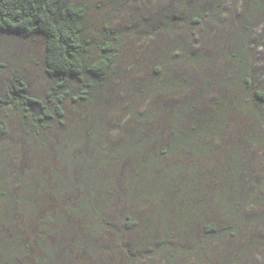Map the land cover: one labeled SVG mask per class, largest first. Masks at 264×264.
Instances as JSON below:
<instances>
[{
	"label": "rangeland",
	"instance_id": "1",
	"mask_svg": "<svg viewBox=\"0 0 264 264\" xmlns=\"http://www.w3.org/2000/svg\"><path fill=\"white\" fill-rule=\"evenodd\" d=\"M74 1L87 4L86 28L91 36L98 37L106 29L116 32L121 42L116 63L100 84L105 88L101 95L104 99L94 105L97 118L91 121L89 102L67 103L65 126L54 124L53 129L43 134L44 146L36 144L35 138L25 133L19 114L11 109L6 111L8 131L0 137V169L11 193L23 182L41 185V189L50 187L51 172H71L58 155V142L67 130L76 126L82 135L77 147L72 149L73 158L77 157L80 164H86V160L88 167L96 155L101 154L104 159L109 153L111 167L116 169L113 186L117 196L113 202L103 204L107 212L96 214L103 216L107 224L99 231V237L88 235L97 254L91 255L88 249L87 253L75 250L71 242H66L68 248L63 250L74 264H219L221 259H217L230 253L233 242L226 240L222 243L224 247H218L210 241L205 250L196 249L194 238L197 241L202 235L201 219L224 220L219 216L209 187L213 176L234 150L249 160L246 172L259 176L256 171L262 159L258 144H264V104L260 106L261 100L243 98V92H235V64L228 55L235 49L237 25L248 13L255 16L245 44L252 60L253 80L264 92V0ZM191 10H208L211 16L193 29L186 28L177 18L166 26L167 15L184 17ZM42 48L41 37L30 42L15 34L0 32V93L16 70L28 85L29 94L42 96L50 84L43 71ZM163 79L181 81V85L151 90L149 85ZM216 102L223 106L225 117L210 137L201 138L208 146L206 151L191 154L178 148L166 157H159V152L170 144L175 122L179 123L174 115L183 114L184 129L196 124L203 127ZM94 125L102 132L98 141L91 143L86 134ZM140 128L142 136L152 134V137L142 148V154L135 158L124 143L129 140L137 143L139 138L132 133ZM148 157H155L151 166ZM168 165H179L184 171L193 169L199 174L197 180L204 182L196 185V190L202 187L201 192L191 204H187L186 198L175 199L153 188L151 195L133 192L131 184L139 174L145 178L157 177ZM77 168L72 165V171L79 176ZM111 190L98 191L93 195L92 204L101 203L100 197L110 195ZM89 192L92 190L75 193L78 198L86 199ZM201 203L202 209L192 212L191 208ZM12 220L7 232L14 237L19 250L26 242L29 251L27 257L20 253L13 260L15 264H33L32 255L40 254L37 227L43 221L37 218L38 223L27 224L18 216L16 219L15 214ZM166 227L170 236L167 244ZM245 239L247 236L239 241L242 243ZM253 252L241 259L237 257L238 263L264 264V245L255 247L256 254Z\"/></svg>",
	"mask_w": 264,
	"mask_h": 264
},
{
	"label": "trees",
	"instance_id": "2",
	"mask_svg": "<svg viewBox=\"0 0 264 264\" xmlns=\"http://www.w3.org/2000/svg\"><path fill=\"white\" fill-rule=\"evenodd\" d=\"M87 10L86 3L74 0H0V32L15 34L30 42L41 37L43 71L50 80L42 96L34 97L29 94L28 85L22 75L15 73L16 70L11 73L9 81L4 84L0 93V137L5 136L8 131L4 116L8 109L19 114L25 133L35 138V143L41 146H44L45 142L43 134L53 129L54 124L65 126L67 103L89 102L92 110L91 121L97 118L94 105L104 99L101 95L105 88L100 87V84L105 81L116 63L121 42L116 32L108 29L99 33L98 37L91 36L86 28ZM210 16L211 12L208 10H191L184 17L171 14L166 17V26L177 18L186 28L193 29L202 25ZM255 19V16L248 13L237 25L235 49L228 55V59L235 64L234 75L232 74L235 76V92H243V98L247 96L253 100H261V106L264 104V92L253 80L252 60L247 55L245 44L250 38ZM180 85L181 81L163 79L157 81L156 85L149 86L151 90L159 91ZM221 108V103L216 102L203 127L196 124L184 129L183 114H180L182 117L174 115L173 118H178L179 123L175 122L170 144L166 151L159 152V157H166L178 148L191 154L206 151L208 146L203 144L201 138L210 137L211 132L218 128L225 117ZM141 130L142 128L132 133L139 138L137 143L135 140L124 143L129 146L127 149L135 158L142 154V148L152 137V134L142 136ZM101 132L102 129L94 125L86 136L92 143L98 141L97 137ZM81 135L80 128L75 126L74 129L67 130L59 140L58 155L63 165L69 167L71 172H51L53 186L50 183V187L42 185L41 189V185L33 186L23 182V185L11 193L9 182L5 180L0 169V264H15L13 258L21 256L20 253L24 257L29 255L27 243L21 244L19 250L14 237H10L6 230L13 223L14 214L16 219L18 216L19 220L23 219L27 224L38 223L37 218L43 221V225L38 224L37 227L40 231L37 241L40 254L32 255L33 264H74L63 250L68 248V244L65 246L66 242H71L75 250L87 253L88 249L91 255L97 254V248L89 241L88 235L98 238L99 231L107 225L105 218L96 214L107 212L103 204L113 202L117 196L113 186L116 169L111 167L113 163L110 162L112 156L109 153L105 154L104 159H101V154L96 155L94 162L91 161L88 167L86 160V164H80L77 157L73 158L72 149L79 144ZM258 147L262 154L256 171L259 176L246 172L249 170V160L236 149L213 176L214 179H211L209 190L217 204L219 216L224 220L220 222L216 219H201L199 226L202 235L197 241L194 238V245L196 249L206 250L210 241L218 247H224L222 243L231 240L234 247L228 250L230 253L226 254V257L223 255L217 259H221L219 264H239L237 257L241 259L251 251L256 254L255 247L264 245V144H258ZM95 151L99 152L97 149ZM153 160L155 157H148L149 166L153 165ZM72 165L79 167L76 170V173H80L79 176L72 171ZM180 168L179 165H168L163 169L162 175L153 178H145L139 174L131 184L133 192L151 195L153 188L175 199L186 198L187 204H191L195 201V195L201 192L202 187L196 190V185L204 182L197 180L199 174L195 170L184 171ZM255 178L258 180L254 181ZM75 188L76 193L82 189L92 192H89V198L80 199L74 192ZM109 188L112 189L110 195L103 194L100 197L101 203L92 204L93 195ZM126 192L128 194V191ZM202 203L191 208L192 212L198 213L199 209H202ZM91 217L96 221L92 222ZM81 226L83 228L79 230ZM245 236L247 239L241 243L239 240ZM169 239L166 227V244Z\"/></svg>",
	"mask_w": 264,
	"mask_h": 264
}]
</instances>
